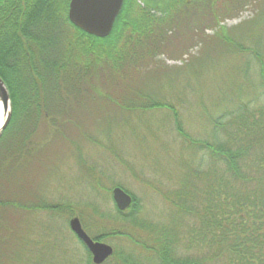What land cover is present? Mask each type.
<instances>
[{
    "label": "trees",
    "instance_id": "trees-1",
    "mask_svg": "<svg viewBox=\"0 0 264 264\" xmlns=\"http://www.w3.org/2000/svg\"><path fill=\"white\" fill-rule=\"evenodd\" d=\"M70 1L0 0V77L9 90L12 106L0 145L16 141L2 159V173L12 175L14 161L23 155L33 164V150L50 148L54 160L58 148L66 144L75 147L77 165L87 174L76 136L87 126L88 118L107 123L113 114L168 107L190 148L203 150L208 156L207 166L202 170L186 165L182 185L164 198L170 213L162 224L146 221L139 200L121 184L110 188V196L115 187L124 189L133 204L125 212L116 207L114 214L96 210L97 218L83 225L96 241L122 242L104 264H264V104L251 108L240 103L214 123L213 140L191 139L184 132L178 111L139 88L145 86L148 75L182 68L166 63L152 66L160 63H155L159 56L155 49L165 39L173 42L179 37L180 28L171 31L178 22L145 20L141 5L125 0L111 34L101 39L70 22ZM233 5L211 0L208 30L214 32L213 41L219 37L224 42L230 40L221 23L225 19L222 12L230 11ZM182 55L170 60L179 61ZM147 65L151 68L144 71ZM262 82L264 87V79ZM96 87L100 91L94 92ZM47 128L52 130L49 143L35 148L37 134ZM22 181L17 183L10 177L0 181V216L4 208L60 210L74 216L69 203H43L41 207L42 203L36 202L39 198L29 195L32 204H25L28 196L14 194L19 189L26 192ZM84 213L78 216L81 222ZM13 243L12 236L6 243L0 236V264H22ZM84 248L87 264H93L91 253Z\"/></svg>",
    "mask_w": 264,
    "mask_h": 264
},
{
    "label": "rangeland",
    "instance_id": "rangeland-1",
    "mask_svg": "<svg viewBox=\"0 0 264 264\" xmlns=\"http://www.w3.org/2000/svg\"><path fill=\"white\" fill-rule=\"evenodd\" d=\"M231 8L233 15L224 17L221 23L227 30L228 42L221 41V37L212 40L214 32L208 30L210 20L190 22L188 28L178 30L179 37L173 42L165 39L156 51L159 56L155 63H160L152 65L166 63L165 66L182 68L148 75L146 87L139 86L142 93L161 99L178 111L184 132L191 139L213 140L214 123L240 103L251 108L264 104V0H235ZM227 14V10L222 12L223 16ZM177 26H172L171 31ZM179 53L184 55L181 60H170ZM144 68L147 71L151 66ZM98 87L102 90L100 83ZM110 117L107 123L97 117L88 118L87 126L76 136L78 153L86 163V173L91 175L80 171L74 157L75 147L66 144L58 148L54 160L50 148L42 152L33 150V164L31 159L27 163L28 156L23 155L14 161L12 175L2 173V159L7 150H13L16 141L0 145V181L8 177L17 183L23 180L26 192L19 189L14 194L28 196L27 205L32 204L29 197L32 195L39 198L36 202L42 203L41 207L43 203L49 206L69 203L74 214L4 208L5 213L0 216L1 241L6 243L13 237V250L20 263L87 264L88 254L70 229L71 218L84 211L85 223L82 222L86 225L89 219L97 218L96 210L114 214L116 205L108 190L121 184L139 200L146 221L162 224L170 213L164 198L182 185L186 165L206 168L208 156L203 150L190 148L168 107ZM51 136L50 128L42 129L33 146L41 149ZM104 243L122 247V242L115 239Z\"/></svg>",
    "mask_w": 264,
    "mask_h": 264
},
{
    "label": "water",
    "instance_id": "water-1",
    "mask_svg": "<svg viewBox=\"0 0 264 264\" xmlns=\"http://www.w3.org/2000/svg\"><path fill=\"white\" fill-rule=\"evenodd\" d=\"M124 0H71L68 17L70 22L85 33L104 39L114 27L117 17L122 11ZM0 101L7 108L6 119L0 130V137L6 129L12 114L9 90L0 77ZM112 197L117 209L125 212L133 204V198L121 187H115ZM69 226L77 239L91 253L93 264H104L114 254V248L104 242L94 240L85 231L79 217H73Z\"/></svg>",
    "mask_w": 264,
    "mask_h": 264
},
{
    "label": "flooded vegetation",
    "instance_id": "flooded-vegetation-1",
    "mask_svg": "<svg viewBox=\"0 0 264 264\" xmlns=\"http://www.w3.org/2000/svg\"><path fill=\"white\" fill-rule=\"evenodd\" d=\"M136 2L145 11L143 19L178 22L177 28H183V30L189 27L190 22L193 24L195 21H207L211 18V0H136ZM233 2L235 3V0H221L222 5L233 4ZM232 15L231 8L224 17ZM199 27L201 29V25ZM204 29L207 28L204 26Z\"/></svg>",
    "mask_w": 264,
    "mask_h": 264
},
{
    "label": "bare ground",
    "instance_id": "bare-ground-1",
    "mask_svg": "<svg viewBox=\"0 0 264 264\" xmlns=\"http://www.w3.org/2000/svg\"><path fill=\"white\" fill-rule=\"evenodd\" d=\"M6 115H7V108L0 101V130H1V127H2V125L6 119Z\"/></svg>",
    "mask_w": 264,
    "mask_h": 264
}]
</instances>
